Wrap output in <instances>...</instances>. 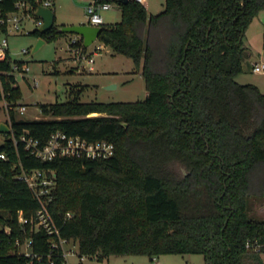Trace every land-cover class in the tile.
Instances as JSON below:
<instances>
[{
	"label": "trees",
	"instance_id": "1",
	"mask_svg": "<svg viewBox=\"0 0 264 264\" xmlns=\"http://www.w3.org/2000/svg\"><path fill=\"white\" fill-rule=\"evenodd\" d=\"M96 1L120 6V20L103 23L98 40L132 59L146 97L82 102L85 85L73 84V98L40 104L49 118H17L21 90L10 56L0 52V99L11 124L0 146V227L10 228H0V264H63L52 236L18 220L38 202L16 177V163L55 170L49 210L61 236L77 240L80 256L201 253L207 264H264V217L250 205L264 199V92L235 78L250 53L246 30L264 0H165L157 14L136 0ZM31 33L49 41L65 32L54 25ZM70 45L85 47L81 37ZM56 130L107 139L115 153L41 161L13 140L26 133L44 142ZM28 237L42 260L6 254L16 238Z\"/></svg>",
	"mask_w": 264,
	"mask_h": 264
},
{
	"label": "rangeland",
	"instance_id": "2",
	"mask_svg": "<svg viewBox=\"0 0 264 264\" xmlns=\"http://www.w3.org/2000/svg\"><path fill=\"white\" fill-rule=\"evenodd\" d=\"M90 0H56L55 15L56 24L68 17L87 23L85 6ZM164 0H148V13L157 14L162 11ZM120 7L113 5L110 9L102 10L101 14L104 23H114L120 20ZM28 27L33 24L26 21ZM264 8L261 9L246 30L244 44L250 52L245 58L244 64L252 61L264 62ZM73 37H80L78 34L65 32L55 39L45 41L35 52L32 51L37 36L31 34L9 35V50L13 59L24 60L29 64L27 77H18V84L21 90L19 103L26 105L21 112L18 106L13 109L17 118H49L44 116L40 110L41 103H53L73 98L69 88L73 84L85 85L79 95L82 102L88 101H137L146 97L147 90L143 75L137 69L131 58L114 53L107 46L96 39L87 47H72L70 40ZM102 43V49L96 48ZM28 48L29 52L20 54L19 50ZM93 56V68H89L87 59ZM38 78V86H30L32 78ZM251 83L264 81V72L248 71L244 77ZM109 84H115L113 88H107ZM264 85V83H263ZM264 91V87H262ZM8 103L0 99V121L10 123L8 115ZM97 113H91L95 115ZM4 133H0L3 138ZM183 169V168H182ZM251 213L257 217H264V199H251ZM74 242V243H73ZM75 245V246H74ZM77 240H71L65 247L73 248L78 253ZM264 260V252L261 253ZM80 258L77 255L70 257L71 262H77ZM78 264H207L201 253H166L155 257L147 254H125L110 255L103 259L97 256L84 255Z\"/></svg>",
	"mask_w": 264,
	"mask_h": 264
},
{
	"label": "built area",
	"instance_id": "3",
	"mask_svg": "<svg viewBox=\"0 0 264 264\" xmlns=\"http://www.w3.org/2000/svg\"><path fill=\"white\" fill-rule=\"evenodd\" d=\"M142 4L146 0H136ZM6 0H0V52H4L10 56L9 73L15 78L13 85L19 86L18 77L28 79L27 71L30 69L29 64L24 60L13 59L9 50V35L31 34L42 25L43 19L35 14L38 5H43L52 8L53 0H15L13 7L10 10L5 9ZM112 6L110 2H97L91 0L85 6V14L87 23L91 25H102L104 18L101 14L102 10ZM30 21L33 26H27L26 21ZM78 37H73L70 41L74 42ZM29 52L28 48L22 47L19 50L20 54ZM88 63L93 62V56L87 59ZM91 68V66H90ZM251 70L253 72H263L264 62H252ZM30 82V86H38L39 79L34 77ZM1 84V82H0ZM9 107V105H8ZM18 108L21 112L26 109V105L19 103ZM14 143L22 142L28 154L38 158L41 161L52 160L55 157H78L87 159H106L114 155L115 145L107 139L87 140L79 135H69L62 130L53 131L49 137L41 142L39 139L28 135L21 134L19 137H13ZM1 159H6L5 153H0ZM20 166L16 177L25 181L28 187L33 192L38 207L35 212L29 217H25L21 212L18 214V220L21 224L30 223L32 230L43 229L48 235L52 236L51 250L59 248L63 257V264H78L83 256L76 253L73 248L67 249L65 246L73 239L61 236L60 229L49 210V203L53 199V193L56 188V173L50 168H24L21 163H16ZM15 164V165H16ZM73 214L66 212L65 217L71 218ZM4 232L9 233L8 226L0 227ZM10 242V240H8ZM74 243V242H73ZM2 239L0 238V250ZM32 238L28 237L24 241L16 238L14 247L9 248L6 254L17 253L30 257L29 263L35 258L42 260V255H39L32 250ZM75 246V245H74ZM249 246V244H247ZM260 245H256L257 249ZM78 247V246H77ZM78 249V248H77ZM2 253H0L1 255ZM77 255L80 259L77 262H71L70 257Z\"/></svg>",
	"mask_w": 264,
	"mask_h": 264
},
{
	"label": "water",
	"instance_id": "4",
	"mask_svg": "<svg viewBox=\"0 0 264 264\" xmlns=\"http://www.w3.org/2000/svg\"><path fill=\"white\" fill-rule=\"evenodd\" d=\"M126 2L127 0H123ZM35 14L43 19L42 25L38 28V32L44 33L45 31L51 29L54 25L58 31L68 32L78 34L82 40L85 47L89 46L92 42L98 39V35L101 31L100 25L91 24H55V14L52 8L38 5ZM45 39L42 36H38L37 40L33 46L32 51L35 52L40 46L45 43ZM107 88L115 87V84H109ZM11 124L7 121H0V133H10ZM4 143V139L0 138V146Z\"/></svg>",
	"mask_w": 264,
	"mask_h": 264
},
{
	"label": "crops",
	"instance_id": "5",
	"mask_svg": "<svg viewBox=\"0 0 264 264\" xmlns=\"http://www.w3.org/2000/svg\"><path fill=\"white\" fill-rule=\"evenodd\" d=\"M91 1V0H90ZM113 5H117V6H119L117 3H112V6L111 7H113ZM164 5H165V0H164V3H163V8H162V10L164 9ZM55 6H56V0H53V5H52V9L54 10V14H55ZM144 6L146 7V9L148 8V0H146L145 1V3H144ZM110 7V8H111ZM120 7V6H119ZM110 8H108V9H110ZM105 10H107V9H105ZM148 11V10H147ZM161 11V10H160ZM120 12H121V8H120ZM150 13V12H149ZM121 14V13H120ZM152 14V13H151ZM85 16H86V14H85ZM86 18H87V16H86ZM121 18V17H120ZM254 19V18H253ZM55 20H56V15H55ZM253 21V20H252ZM251 21V22H252ZM117 22V21H116ZM58 24H62V25H69V24H81L79 21H76L75 19H73V18H71V17H68V19L66 20V21H64V20H62L61 22H58ZM88 24V23H87ZM104 45V44H103ZM103 45H102V43H99V45L96 47V48H98V49H102V47H103ZM105 46H107V45H104V47ZM108 48H110L109 46H107ZM110 50L112 51V49L110 48ZM113 52V51H112ZM93 62H94V57H93ZM92 62V63H93ZM252 62H256V61H250V62H248V63H246V64H244L243 63V70H242V72L241 73H239L238 75H236V80L237 81H239V82H241V83H249V81H247L246 79H240V77H244V73L245 72H247V70L248 71H252L251 70V66H252ZM263 62V61H262ZM92 63H89L90 65H89V68H90V66H91V68L90 69H92L93 68V66H92ZM253 72V71H252ZM264 72V71H263ZM258 73H261V72H258ZM251 83V82H250ZM263 83H264V81H262V85H261V83H258V82H256V83H254V84H256L257 86H258V88L262 91V92H264L263 91V89H262V87H264V85H263Z\"/></svg>",
	"mask_w": 264,
	"mask_h": 264
}]
</instances>
